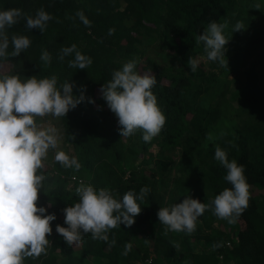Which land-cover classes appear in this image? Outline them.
<instances>
[{
  "label": "trees",
  "instance_id": "trees-1",
  "mask_svg": "<svg viewBox=\"0 0 264 264\" xmlns=\"http://www.w3.org/2000/svg\"><path fill=\"white\" fill-rule=\"evenodd\" d=\"M12 8L24 15L7 29V52L13 51V34L27 36L31 44L17 57L0 58V75H17L21 81L56 76L58 88L68 81L74 96L83 92L85 97L60 117L59 125L58 146L81 167L65 168L49 157L42 161L37 206L56 219L45 252L26 257L23 264H141L149 257L150 241L158 254L155 264H264V0H0V11ZM41 8L53 19L43 33L27 29L25 17L34 18ZM81 10L91 27L77 17ZM211 22L227 24V68L209 61L203 42L196 43ZM237 22L243 29L234 31ZM72 44L92 59L86 69L68 66L74 54L59 58L61 49ZM152 46L172 61L162 66L149 57ZM44 50L50 63L40 59ZM189 58L199 62L195 72ZM129 61L138 74L155 76L151 91L166 117L150 142L139 129L122 137L118 118L100 93ZM217 145L229 161L244 166L248 207L235 223L208 209L193 233L165 235L157 216L160 207L189 196L209 204L232 187L224 179L227 169L214 159ZM81 183L107 188L117 200L128 191L138 195L142 187L150 189L143 201L137 200L142 210L135 223L109 230L114 245L82 233L81 241L69 246L56 232V225L67 227L63 209L78 202ZM126 243L132 247L124 255Z\"/></svg>",
  "mask_w": 264,
  "mask_h": 264
},
{
  "label": "clouds",
  "instance_id": "clouds-1",
  "mask_svg": "<svg viewBox=\"0 0 264 264\" xmlns=\"http://www.w3.org/2000/svg\"><path fill=\"white\" fill-rule=\"evenodd\" d=\"M259 7L257 4L256 8ZM23 15L18 8L0 11V58L7 59L9 55L17 57L30 47L31 41L27 36L13 34V51L10 54L7 52V29ZM76 15L86 27H91V21L82 10ZM25 19L27 29H39L43 33L53 17L41 8L34 18L27 16ZM226 27V23H209L203 34L197 36L196 43L203 42L209 61L227 68L224 49L229 40L223 35ZM241 29L242 24L237 22L234 31ZM113 31L110 29L109 34ZM73 54L74 59L68 62L70 68L83 70L92 64V59L82 54L76 44L62 48L59 58L63 60ZM40 59L50 63L51 55L44 50ZM187 63L195 72L198 60L189 58ZM135 67V62L129 61L121 70L114 71L112 78L101 86L100 93L118 118L122 137H129L139 129L143 133L142 139L150 142L161 132L166 117L151 91L156 83L155 76L138 74ZM84 99L83 92L79 97L73 95V85L68 81L58 88L56 76L39 80L32 76L21 81L17 75H0V264H23L26 257H38L45 252L49 243L47 237L52 233L51 222L56 216L46 214L45 207L37 206L39 189L44 180V176L37 171L43 167L42 161L49 149L58 148L59 134L53 127L38 125L36 118L47 115L65 117ZM89 102L94 103L91 98ZM207 138L211 140V134ZM54 158L65 168L79 170L81 167L75 157H69L62 150L56 151ZM214 159L227 169L224 179L232 187L225 188L209 204L189 196L170 207H160L157 216L165 226V235L169 231L193 233L198 217L208 209L219 219L235 223L248 207L249 185L244 166L235 160L229 161L226 151L218 145ZM149 191L148 187H142L138 195L128 191L117 200L107 188L97 190L81 183L76 188L78 202L63 209L67 227L56 225V232L69 246L81 241L82 233H91L93 239L109 242L110 229L121 224L131 227L135 223V217L142 210L137 200L143 201ZM109 243L114 245L115 240ZM131 247V243H126L123 254L127 255ZM174 247L178 249L179 244L174 242ZM150 257L155 264V256Z\"/></svg>",
  "mask_w": 264,
  "mask_h": 264
},
{
  "label": "rangeland",
  "instance_id": "rangeland-1",
  "mask_svg": "<svg viewBox=\"0 0 264 264\" xmlns=\"http://www.w3.org/2000/svg\"><path fill=\"white\" fill-rule=\"evenodd\" d=\"M147 55L149 57H152L154 60H156L162 66H165L166 65V62L167 63L168 62H171L172 59H173L172 56L163 54V52L161 51V49H159V48H157L155 46H152V47H150L148 49ZM175 64H177V63H175ZM234 76L235 75H231L229 79L234 78ZM235 87H236V84L233 85V88H235ZM60 120H61L60 117L59 118H56V117H54L52 115L44 116V117H37L36 118V121H37V124L38 125H41L44 128L53 127L55 129H57L58 134H59V131L61 130V128L59 126L60 125ZM59 138H61V135H59ZM61 148H62V146L60 144L57 149H49L48 154H47V157L54 158L56 151H61ZM47 160H45L44 163L47 164V162H48ZM147 245L148 246H147L146 250L148 251V255L155 256V258L157 260L158 259V254L156 253V251L154 249H151V247H150V245H152V241L147 242ZM197 248H199V246H197ZM79 249H80V247L79 248H76V250H79ZM164 264H167V263H164Z\"/></svg>",
  "mask_w": 264,
  "mask_h": 264
},
{
  "label": "built area",
  "instance_id": "built-area-1",
  "mask_svg": "<svg viewBox=\"0 0 264 264\" xmlns=\"http://www.w3.org/2000/svg\"><path fill=\"white\" fill-rule=\"evenodd\" d=\"M227 245H230V243L228 242ZM141 264H154V259L152 257L146 259L143 263Z\"/></svg>",
  "mask_w": 264,
  "mask_h": 264
}]
</instances>
